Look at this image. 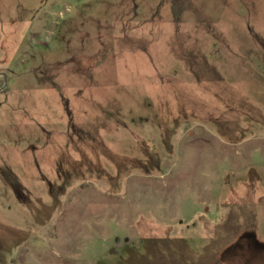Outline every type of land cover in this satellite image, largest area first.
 <instances>
[{"label":"rangeland","instance_id":"374dc122","mask_svg":"<svg viewBox=\"0 0 264 264\" xmlns=\"http://www.w3.org/2000/svg\"><path fill=\"white\" fill-rule=\"evenodd\" d=\"M0 264H264V0H0Z\"/></svg>","mask_w":264,"mask_h":264}]
</instances>
